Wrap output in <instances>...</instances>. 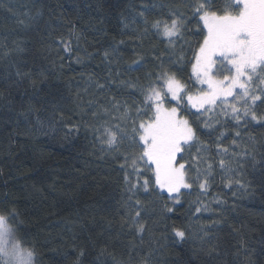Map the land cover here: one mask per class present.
Segmentation results:
<instances>
[{
  "label": "trees",
  "instance_id": "trees-1",
  "mask_svg": "<svg viewBox=\"0 0 264 264\" xmlns=\"http://www.w3.org/2000/svg\"><path fill=\"white\" fill-rule=\"evenodd\" d=\"M190 2L0 0V214H16V236L33 252L34 264H264V165L249 161L240 170L248 187L236 195L223 186L217 166L205 202L219 196L224 203H213V212H195L196 187L179 204L164 192H142L145 231L138 235L119 164L90 129L94 118L83 115L89 100L138 102V89L116 95L117 85L97 89L96 82L106 84L119 70L122 79L146 84L156 70L155 53L172 60L168 67L180 69L179 78L192 87L189 45L196 44L202 22ZM171 11L187 17L185 39L174 49L154 30L145 35L143 24ZM136 60L144 70L124 72ZM38 119L44 122L40 131ZM252 135L259 161L264 131ZM201 141L211 144L203 135ZM174 227L186 232L184 240Z\"/></svg>",
  "mask_w": 264,
  "mask_h": 264
},
{
  "label": "snow or ice",
  "instance_id": "snow-or-ice-1",
  "mask_svg": "<svg viewBox=\"0 0 264 264\" xmlns=\"http://www.w3.org/2000/svg\"><path fill=\"white\" fill-rule=\"evenodd\" d=\"M187 7L197 24L202 22L196 44L189 45L193 50L192 87L179 78L180 69L168 67L172 60L155 53L156 70L148 74L146 84L122 79L119 70L109 73L106 84L96 82L97 89L117 85L116 95H125L124 89H138V102L129 104L115 96L103 104L89 100L90 111L83 114L94 118L90 129L104 146L102 151L112 153L119 164L131 227L138 235L145 231L142 192L148 193L150 188L156 196L166 192L179 204L196 187L200 198L195 212H213V203H224L219 196L205 202L217 166L223 186L236 195L248 187L240 170L249 161L253 166L257 162L264 165V156L256 159L252 135L254 130L264 131V0H191ZM186 20L178 11L151 22L144 19V34L154 30V35L165 38L174 49L185 39ZM75 38L79 40V36ZM63 48L72 52L70 42ZM183 52L181 47L180 59ZM109 55L106 51L105 59ZM76 62H81L79 57ZM143 70V63L136 60L124 72ZM37 124L38 131L44 128L43 121L38 119ZM201 135L211 144H204ZM261 182L264 186V175ZM166 210L171 213L173 208L166 206ZM16 219L14 212L0 214V264H34L33 252L18 241ZM173 232L180 240L186 238L183 229L174 227Z\"/></svg>",
  "mask_w": 264,
  "mask_h": 264
},
{
  "label": "rangeland",
  "instance_id": "rangeland-1",
  "mask_svg": "<svg viewBox=\"0 0 264 264\" xmlns=\"http://www.w3.org/2000/svg\"><path fill=\"white\" fill-rule=\"evenodd\" d=\"M166 195H167V193L166 192H164Z\"/></svg>",
  "mask_w": 264,
  "mask_h": 264
}]
</instances>
